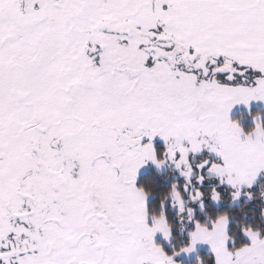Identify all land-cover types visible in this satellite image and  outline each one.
<instances>
[{
  "label": "snow or ice",
  "instance_id": "snow-or-ice-1",
  "mask_svg": "<svg viewBox=\"0 0 264 264\" xmlns=\"http://www.w3.org/2000/svg\"><path fill=\"white\" fill-rule=\"evenodd\" d=\"M0 264H264V0H0Z\"/></svg>",
  "mask_w": 264,
  "mask_h": 264
}]
</instances>
